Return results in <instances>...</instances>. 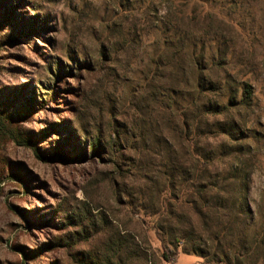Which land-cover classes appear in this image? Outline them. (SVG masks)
<instances>
[{"label":"rangeland","instance_id":"1","mask_svg":"<svg viewBox=\"0 0 264 264\" xmlns=\"http://www.w3.org/2000/svg\"><path fill=\"white\" fill-rule=\"evenodd\" d=\"M8 8L9 21H0V97L16 99L13 111L35 98L19 127L36 147L0 140V264H84L97 250L104 253L106 237L118 232L127 239L124 264H217L216 249L234 252L259 230L264 223V0H177L173 6L166 0H7L0 14ZM175 8L197 9L211 35L220 37L216 46L228 43L231 51L219 77L234 80L230 93L240 97L241 82L253 90L252 108L235 114L246 124L253 221L226 243L202 233L193 203L171 200L161 206L160 198H170L171 191L155 185L160 169L120 162L117 172L110 157L93 158L87 145L113 118L134 126L146 117L147 108H135H144L141 71L147 63L146 55H138V39L147 34L152 42L158 18ZM52 73L59 80L51 82ZM168 139L178 146L173 136ZM222 141L207 143L216 148ZM59 151L75 160H62ZM133 155L127 152L124 160ZM214 166L229 171L232 164ZM180 184L173 182L177 193ZM172 213L187 215L205 240L196 244L203 251L197 253L192 244L173 239L168 263L157 230L176 225ZM255 248L245 264H264V243L257 253Z\"/></svg>","mask_w":264,"mask_h":264},{"label":"trees","instance_id":"2","mask_svg":"<svg viewBox=\"0 0 264 264\" xmlns=\"http://www.w3.org/2000/svg\"><path fill=\"white\" fill-rule=\"evenodd\" d=\"M6 1L0 0V5ZM166 1L173 6L177 0ZM151 11L148 7L143 15L147 17ZM10 14L8 8L0 14V21L8 22ZM32 27L30 25V29ZM151 32L154 34L153 41L148 44L145 39L147 34L144 36L140 33L138 40H141L137 46L139 57L146 55L147 63L141 71L144 108H135L142 112L147 108L146 117L142 115L143 121L134 126L119 123L113 118L109 128L95 130L87 143L88 149L92 150L93 158L100 160L103 155L110 157L117 172L122 166L120 162L129 164L132 169H160L157 173L159 180L155 185L162 189L167 187L171 191L170 198H160L161 189L154 192V195H159L161 206L171 200H180L181 204L193 203L195 215L201 220L202 233L211 232L213 240H218L219 244L226 243L229 236L241 231V227V232H244L250 221H253V212L248 203L253 171L245 167L244 161L247 155L245 148L248 147L243 143L248 139L243 136L246 124L241 115H235L238 111L252 108V86L241 82V96H238V92L230 93L234 80L223 79L219 73L221 63L224 64L231 48L222 39V44L216 46L220 37L211 35V26H204L197 9L189 12L175 8L174 12L169 11L159 17L157 26ZM58 72L63 73V70ZM49 78L51 82L58 79L54 73ZM45 88L53 90L48 86ZM12 101H4L0 97V140L26 148L36 147L34 141L25 137L19 127V120L35 108V98L27 99L19 106V110L16 109L18 111L12 110L16 99ZM168 136H173L178 146ZM220 138L223 141L216 148L207 143ZM60 152L56 155L62 160H75L67 158L69 153ZM127 152L134 155L124 160ZM217 162H229L232 166L229 171H221L214 166ZM10 177L26 183L18 175L11 174ZM177 180L181 183L178 193L173 186ZM171 216L175 218L176 225L189 226L185 229L176 228V225L167 228L166 224L157 230L165 250L163 259L168 263L172 261L170 253L173 239L179 243H190L197 253H202L196 244H201L204 237L197 234L188 216L176 213ZM243 240L234 252L216 249L212 258L215 257L217 264H245L248 255H251L250 249L256 246L254 252L257 253L264 243V223L251 238L247 239L246 236ZM126 243V237L120 232L112 233L106 237L104 253L97 250L92 257L84 258L83 263L124 264Z\"/></svg>","mask_w":264,"mask_h":264}]
</instances>
